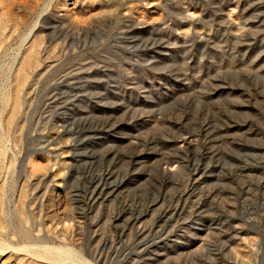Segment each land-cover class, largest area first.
Instances as JSON below:
<instances>
[{"label": "rangeland", "instance_id": "rangeland-1", "mask_svg": "<svg viewBox=\"0 0 264 264\" xmlns=\"http://www.w3.org/2000/svg\"><path fill=\"white\" fill-rule=\"evenodd\" d=\"M78 262L264 264V0H0V264Z\"/></svg>", "mask_w": 264, "mask_h": 264}, {"label": "bare ground", "instance_id": "bare-ground-1", "mask_svg": "<svg viewBox=\"0 0 264 264\" xmlns=\"http://www.w3.org/2000/svg\"><path fill=\"white\" fill-rule=\"evenodd\" d=\"M15 103H16V105H15L16 109H15V110H17V108L20 107V104H19V102H15ZM11 119H12V118H11ZM44 246H45V245H44ZM53 249H54V248H53ZM59 255H60V254H59ZM70 256H71V254H70ZM40 257H41V256H40ZM60 257H61V256H60ZM68 258H69V256H68ZM72 259H74V258H72ZM56 260H57V262H59V263L62 262V259H61V258H60V259L58 258V259H56ZM64 260H65V259H64ZM84 260H85V259H84ZM86 260H87V259H86ZM86 260H85V261H86ZM74 261H75V259H74ZM87 261H88V260H87ZM87 261H86V262H87ZM78 264H82V262H81V263L78 262ZM87 264H89V262H88Z\"/></svg>", "mask_w": 264, "mask_h": 264}]
</instances>
